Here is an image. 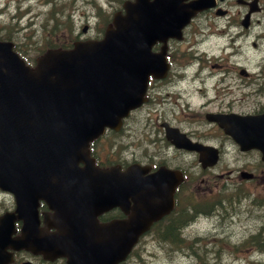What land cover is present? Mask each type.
<instances>
[{"label": "water", "instance_id": "95a60500", "mask_svg": "<svg viewBox=\"0 0 264 264\" xmlns=\"http://www.w3.org/2000/svg\"><path fill=\"white\" fill-rule=\"evenodd\" d=\"M172 5L167 14L166 6ZM204 6L193 3L189 9H177L175 0H168L157 12L143 5L137 17L131 4L125 15L115 17L116 29L107 31L104 39L70 50H49L32 69L10 42L0 41V187L13 192L15 210L24 220L21 235L12 238V213L0 216V264L12 259L7 247H24L49 259L66 255L69 264H117L149 223L169 210L162 188L167 178L158 173L142 178L129 174L121 187L111 178L105 181V176L118 175L114 169L104 174L101 189L74 200L63 195L76 190L69 168L59 171L57 181L58 175L52 177V184L61 183L60 188L69 183L58 195L48 192L45 175L56 162L69 166L67 161L105 125H119L120 117L141 101L149 73L160 75L164 70L156 64L162 53H152L151 43L169 35L180 37L192 11ZM41 196L56 210L45 219L46 227L38 226L36 205ZM128 196L141 201L128 219L92 222L102 209ZM78 200L84 201L83 207ZM50 226L57 230L48 231Z\"/></svg>", "mask_w": 264, "mask_h": 264}, {"label": "flooded vegetation", "instance_id": "af4514ba", "mask_svg": "<svg viewBox=\"0 0 264 264\" xmlns=\"http://www.w3.org/2000/svg\"><path fill=\"white\" fill-rule=\"evenodd\" d=\"M124 1L37 0L40 7L24 13L25 31L21 36L16 34L11 37L14 49L27 64L33 66L37 56L47 49H66L78 41L100 39L105 28L111 24L114 13L123 12ZM213 2L212 7L196 13L186 29L197 30L200 20L209 15L224 21L219 31L231 38L238 51H243L245 46L263 51L262 57L258 60L255 55L254 60V64L260 69V75L251 76L245 70L241 74L244 80L240 83L244 87L241 89L226 82L233 81L232 76L221 77L225 83L220 88H207L200 81L198 70L184 76L186 71L180 67L183 62L174 60L173 40L169 39L165 54L168 61L166 76L150 78L146 101L130 111L118 130L107 129L89 145L90 155L100 167L118 165L124 170L135 163L141 165L145 175L161 166L180 170L183 179L176 186L175 212L170 214H177L178 228L184 225L189 208L190 155L196 160L198 171L193 173L198 172L200 181L205 182L208 179L206 175L209 171L215 172L214 169L221 171L215 172L219 177H222L223 171L230 172L231 174L226 175L227 178H241V171H247L249 175L239 182L248 183L249 200L256 203L252 204L253 207L258 208L256 218L260 223L264 221V124L260 123H264V0ZM160 46L161 43L156 42L153 50H158ZM196 63L198 66L195 68L202 67V61ZM217 113L222 116L252 117L247 130L238 131L236 127H232L236 136L244 138V147L212 117ZM227 124L231 122L227 121ZM169 127L178 132L168 131ZM175 138L182 142L191 141L199 146L210 145L217 155L216 163L210 167H201L197 159L199 155L204 158L206 151L199 153L195 149L179 147ZM78 165L82 167L83 163L79 162ZM129 203L132 204L133 201L129 200ZM50 211L44 201L40 200V225H43L44 212ZM239 211L238 207L233 210L234 213ZM126 215L121 207H113L102 212L98 218L100 221H107L113 217L125 218ZM15 224L18 233L21 221L17 219ZM262 235L261 240L264 241V231ZM26 258L34 264L40 260V255L21 249L14 252L13 264H21Z\"/></svg>", "mask_w": 264, "mask_h": 264}, {"label": "rangeland", "instance_id": "374dc122", "mask_svg": "<svg viewBox=\"0 0 264 264\" xmlns=\"http://www.w3.org/2000/svg\"><path fill=\"white\" fill-rule=\"evenodd\" d=\"M0 1V8H2L5 0ZM9 1L10 3L5 4L4 6L7 7V9H4L6 12L4 11L2 13L3 15H0V25L6 24L5 26L11 30L21 28L23 32L25 31V29H23L25 22L24 18L21 17L19 19V24L15 25L9 22H16V20L10 19L9 14L16 12V3L22 2L23 4L24 2L29 1ZM30 3L32 6L36 5L34 0H30ZM22 10L24 9H20V11ZM8 11L10 13H7ZM223 23V21L212 17H205L202 21V25L199 23V26L201 27L200 33L195 37V33L190 32V35L186 36V40L179 44L178 49H185L193 40L201 39L198 46H204L207 53L201 54L204 63L200 75H208L205 79L206 86H210L209 83L211 82V85L220 88V86H223L225 83V81L220 78L223 76H232L234 80H226V82H231V86H238L239 89H241L244 87H242L240 83H243L244 80L243 77L237 73L238 69L234 68L235 65L240 63L241 65L248 66L249 70H253L252 75L256 76L259 73V67L254 64L255 55L259 60L263 55V51H256L249 47H245L243 51H239L235 56L230 57L229 53L233 52V47L230 46L229 49L224 48L225 45L229 43L228 36L218 30ZM22 32L19 34L20 36L22 35ZM249 40L250 39L248 38V41ZM200 80H202V78H200ZM189 159L190 162H194L192 156H190ZM222 186H224V182H222ZM243 187L245 191H247V187L245 185H243ZM201 190L202 187H196L195 189V191H199V193ZM232 190V184L224 186V193L231 192ZM204 195L208 203H212L211 201L221 197V194L218 192H208L207 190ZM241 200H243L245 206L247 204V197H242ZM11 204L12 200L10 196L6 193L0 192V206L3 208L8 207ZM243 208L245 209V207ZM258 223L259 221L253 223L252 220H245L242 221V223H234L230 222L229 218L224 222H220L217 217L214 219L202 218L194 222L188 229H184V234L187 236L186 238L188 240L196 236L215 237L214 239L207 240L198 239L192 243L193 248L204 257L206 264H264V244L260 246V248H263L260 251L256 250V245H249L253 247V251H251L249 246H246L244 250H241L243 246H241L239 242H236L240 238L248 236ZM150 236L151 235H148V237L143 239V241L137 245V255L135 254L130 257L129 264H198L196 260L201 261L200 258L194 257L191 249L186 245L171 247L170 244L161 243ZM217 247H219V251L213 252L212 248Z\"/></svg>", "mask_w": 264, "mask_h": 264}, {"label": "trees", "instance_id": "16d2710c", "mask_svg": "<svg viewBox=\"0 0 264 264\" xmlns=\"http://www.w3.org/2000/svg\"><path fill=\"white\" fill-rule=\"evenodd\" d=\"M169 230H172V231H173V233H175V230H174V229H172V228H167V229H166V231H169Z\"/></svg>", "mask_w": 264, "mask_h": 264}, {"label": "bare ground", "instance_id": "6f19581e", "mask_svg": "<svg viewBox=\"0 0 264 264\" xmlns=\"http://www.w3.org/2000/svg\"><path fill=\"white\" fill-rule=\"evenodd\" d=\"M5 29H6V30H11V29H9L7 26H5Z\"/></svg>", "mask_w": 264, "mask_h": 264}]
</instances>
